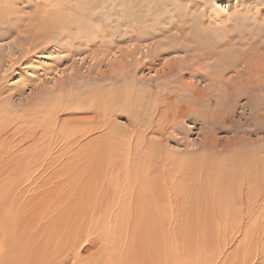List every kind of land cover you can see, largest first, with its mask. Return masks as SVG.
Returning <instances> with one entry per match:
<instances>
[{
    "label": "rangeland",
    "instance_id": "obj_1",
    "mask_svg": "<svg viewBox=\"0 0 264 264\" xmlns=\"http://www.w3.org/2000/svg\"><path fill=\"white\" fill-rule=\"evenodd\" d=\"M5 1L9 2V4L13 3L18 9V13H15V17H17L19 21L18 23L22 22L23 25L28 23L29 31H37V33L39 32L37 35L42 34L43 36L38 37L40 38V43L37 42L36 45H31V48L36 49L35 52H31V56L21 58L20 60L14 58L17 61L12 59L10 62H8V58L13 55L8 56V54H6L5 45L12 41V37L0 39V44L5 46L4 51L2 50V54L0 55L1 58H3L2 66L3 69L9 68V75L3 80V84L8 87V90L15 91L11 99L0 102V123L5 124L8 121H13L14 123L10 126V128H13L10 134L12 133V136L13 134L16 135L13 136V138L10 135L0 141V163L2 162L0 165V264H45L46 259L52 264V253L57 251L61 246L67 244L69 238L76 232L81 229L90 230L89 227L94 228L95 232L90 233L85 239H80L82 241H80L78 245L79 256L77 254L78 258L76 262L71 256H68V254L61 256L59 261H62L63 264H138V262H136L138 255L141 254L139 257L143 256L142 252L147 250L145 254L146 257L147 254L151 252L150 248L146 245H148L147 238H149L150 235L149 230H153L152 232H155L154 235L156 236H154V239H158L160 242L159 244H161L164 239L165 243L163 242L159 245V252H156V255H154L156 259L153 256V259L151 258L149 260L150 262H148L151 264L152 262H158L157 264H169V260H174L172 252L176 247H179V249H176L179 253L181 248V251H183L181 252L182 254L180 253L181 256L179 255V257L185 258L184 260L189 258L193 261L192 263L197 261L199 264H264V232H262L264 231V227L261 228L264 221L261 222V220H257L256 225L252 224L253 226L250 225V227H247L249 224H247L246 221L248 220V222H251L253 218L249 219L247 216L239 217L236 215L234 217L233 215L229 216L226 214L220 215L219 212H215L211 210V207H208V205H211L208 202H206L208 205L205 204V206L209 208L207 211L196 208L191 210L192 208L188 205V202H181V213L176 212L172 217L176 220L174 230L177 231L173 230L176 234L172 231V227H167L168 219H162L166 218L165 215L159 213L153 214L156 217L151 216V209H155L152 203L148 205L150 211L148 212L145 210L146 208H144L143 214H136L138 212L136 210V212L133 210V212L129 214L126 210L125 213H122L123 216L121 214L120 217L119 214L115 215L117 209H110V206L108 208L105 206L107 203H110V201L105 198L106 194L101 189L102 186H107L108 181L106 182V179L110 180L112 175L109 170L110 166L104 163L108 155L104 149L102 151V147L100 148L101 151L96 150L99 147L96 145H98V141H100L98 139L100 138L99 136H101L100 132L104 129H102V127L99 129L96 128L94 133L90 132L88 136L77 138L82 131L87 133L89 132V128H91L90 126H96L99 122L103 121V108L107 106L106 102H112L108 100V98L113 97V94L116 92L114 91L115 89L120 88L123 92L126 88L129 94H133L131 99L135 98L137 92L140 94L142 90L143 93L146 92L144 93L145 95L149 93L152 98L151 94H153L154 89L158 88V86L160 87L157 90L162 92L166 90L164 94H171L172 92L173 98L178 104L186 108H199L201 111L190 112L186 115L184 114L185 117L183 115L179 117L181 121H178V129L173 133L177 135L178 142H169L168 146L170 149L178 148L181 150L184 139L186 143L189 142L188 146L190 149L198 151L197 143L200 142L203 135H212L210 136L212 137L211 139L218 141L230 138L232 132L241 135L242 130L246 129L245 127L247 124V119L245 120L243 115L249 118V112L256 113L255 111L260 112L261 110L260 113H264V0ZM26 6L30 8L28 9ZM41 7L46 13H42V15L44 14L46 17H43V23L37 19L40 17L37 14V10L41 9ZM57 19L64 22L63 27L52 26L49 29L50 25H48L49 27L46 26L49 22H54V20L56 21ZM202 39H205V42ZM47 41H49V43ZM42 42H44V44H42ZM146 48L149 50L152 49L151 53H147ZM16 50L17 52L14 53L15 56L18 55L19 49L16 48ZM193 52L196 53L195 55H201L202 59L199 60L198 64L195 63L196 57L192 58L191 56ZM235 59L236 65H232ZM168 63L173 64V66H171L173 71L163 77L162 73H164V71L161 69L168 66ZM17 64L19 66L18 68L16 66ZM177 67H181L180 70L176 71L175 69ZM220 68H224V70L227 69L225 70L226 73L224 70H220ZM117 75L122 77L119 78ZM73 76H75V79L72 78ZM211 76H213V78L216 76L217 78L213 80ZM115 77L119 79L115 80ZM132 78L134 80H132ZM255 78L256 81H253ZM181 81L187 86L182 84ZM245 82L248 83L245 84ZM19 83L21 85H19ZM146 83H148V85ZM16 84L17 86L15 87ZM138 84L141 87L144 86V89L141 87L138 88ZM12 86L17 89L20 88L17 90L13 89ZM162 86L164 89H162ZM70 89L73 92H71ZM137 89L138 91H136ZM192 89L198 91L202 90L205 93L199 98V96L193 95ZM67 91H69V93ZM83 91L87 93H83ZM33 93L37 98L32 96ZM66 93H68V95ZM244 93L248 96L249 94H253V96H251V102H248L246 108L243 109L247 96L243 95ZM116 97L118 99V96ZM43 98L46 99V101ZM88 98L95 100L93 106L96 109L93 110V108L87 107L86 99ZM117 101L119 102V106L115 107L117 108V114L113 119V124L119 130L124 131L128 123L126 113L123 110L125 106L124 102L121 103V99ZM3 102L5 103V107ZM39 102L41 103V106H39L40 108L37 105L40 104ZM45 102L48 103L46 106ZM131 104L132 100L128 101L127 105ZM33 107L35 109H33ZM73 107H75V109ZM43 110L46 112L44 114H48L47 111L49 110L53 114V117L48 114L45 118L44 114H42ZM12 113L17 114H13V117ZM203 113L208 116L205 117L206 119H211L208 122V127L202 123L201 117H203ZM18 114L23 117L20 118ZM26 114L29 116V119ZM39 114H41V120L37 119L39 118L38 116H40ZM231 114L233 127L237 129L233 131L226 130L225 128L219 129V123L216 124L219 122V118L224 119L225 116ZM30 115L33 116L31 117ZM35 115L38 116L33 119ZM94 115H96V118ZM219 115L221 117H219ZM14 118L16 120H14ZM43 118L47 122L46 124ZM64 118L66 120L62 122ZM36 119V123H38L39 120L38 125L36 124L37 126L32 122ZM49 119H52V121H49ZM56 121L60 122V124L58 122L56 124ZM214 121L215 124L212 123ZM66 122H68V124ZM50 123L53 124L50 126ZM72 123H74V125ZM47 124L50 128L48 130L46 127ZM209 130L210 132H207ZM61 131H65L64 135L66 134L67 136H63V132ZM34 132H36L37 135L35 137L33 134ZM25 133L26 135L23 136ZM59 133L62 135H59ZM17 135H21V137L19 138ZM40 136L43 138H40ZM59 136L62 138H58ZM17 137L20 140L17 139ZM36 137H39V140H37ZM75 137L78 139L76 144L80 146L68 142V140L73 141ZM44 138H47V140ZM53 139L55 142H53ZM50 140L52 143H50ZM56 140H58V142ZM260 140L259 137L256 142L255 135L253 134L252 141L254 145L252 144L253 146H250L246 144V141H242V143L238 145L240 148L239 150L255 155L253 150L259 146ZM67 142L69 145H66ZM61 145L63 148L67 147V149H60L62 147ZM56 147H58L57 150ZM41 149L43 150L42 153ZM54 151H57V153ZM43 153L45 154V158L43 157ZM46 154L49 155L46 156ZM35 157H38V160ZM30 158L34 159H31V161L29 160ZM42 159L45 162H43ZM10 161H14L13 163L16 162L17 164H12ZM34 161L40 162L37 163L39 165L33 164ZM22 162L25 165L22 164ZM26 163L30 165H26ZM98 166L99 168H96ZM96 169L97 172L95 174L97 179L95 180L94 174L91 171ZM14 185H16V187ZM27 186L28 188L25 190ZM76 191L81 194L76 193ZM101 193H104L102 198H100ZM24 196L27 197L24 198ZM115 196L116 199L119 193L117 192ZM195 200L197 201L196 198ZM145 201L144 204H147V199ZM197 202L196 205H201L200 201L198 204ZM148 203L150 204V202ZM129 204V201H127L126 208L129 207ZM183 205H186V208H183ZM98 207L100 208L97 211ZM121 208L124 209L125 206ZM195 211H197L198 215H196ZM199 213L201 216H199ZM208 213L210 217L207 216L209 215ZM139 215L142 220L139 219ZM149 215L152 219H150ZM245 217H247L246 220ZM237 218L239 220H237ZM241 218L243 219L241 220ZM85 220H91L88 226L83 225ZM147 220L151 221L148 223L153 224H148L146 222L147 225H145L146 223L144 224V222ZM139 221H142L143 224ZM158 222L160 223L158 224ZM196 223H200L199 226ZM195 224L197 226H195ZM115 225L117 228H115ZM150 225H153V227ZM257 225H259V227ZM157 227H160V229ZM242 227L245 229L249 228L247 231L245 230L247 233V237L245 236L246 238L241 233ZM86 233L87 232H85V235ZM26 234L28 235V247L22 243V238H24ZM172 234L173 236L171 238ZM168 236L169 239L171 238L170 242ZM178 238L180 241L177 240ZM181 238L183 239L181 240ZM173 239H175V241ZM173 241L177 242L176 246ZM166 242L169 243L168 248H170V252L167 251V248L164 249L162 247ZM155 248L156 247H154V249ZM200 252H204L201 253L203 257L200 255ZM168 254L169 256H167ZM184 254L186 257H184ZM187 255L189 257H187ZM190 255L193 256V258L190 257ZM198 255H200V257ZM158 257L159 259H157ZM141 258H144V256ZM166 260L168 262H166ZM175 264L177 263L175 262Z\"/></svg>",
    "mask_w": 264,
    "mask_h": 264
},
{
    "label": "bare ground",
    "instance_id": "obj_2",
    "mask_svg": "<svg viewBox=\"0 0 264 264\" xmlns=\"http://www.w3.org/2000/svg\"><path fill=\"white\" fill-rule=\"evenodd\" d=\"M20 1V0H19ZM38 1V0H36ZM41 1V0H40ZM43 2V1H41ZM38 3V2H36ZM35 3V4H36ZM36 6V5H35ZM40 6V5H39ZM22 7V6H20ZM27 7V6H26ZM28 9L30 7H27ZM39 8V7H38ZM44 8V7H43ZM55 8V7H54ZM60 9V8H59ZM58 9V10H59ZM18 13V9L15 7V5H13V3L9 4V2L5 1V0H0V39H8L10 37H12V41L8 42L5 49V46L0 44V55L2 54V50L7 52L6 54L9 55H13V56H9L8 58V62H10V60L12 61V59L17 58V60H20L21 58L24 57H29L31 56V52L32 51H36V49L31 48V45H36L37 42H41L39 41L40 38H38L39 36H43L42 34H39V32L37 33V31H29V27H28V23L24 24L18 23L19 21L17 20L18 18L15 17V13ZM27 12V11H26ZM29 12V11H28ZM31 13V11H30ZM42 13H45V10L43 11L42 7L41 9L37 10V14L40 16L38 17V21H42L44 14L42 15ZM46 14V13H45ZM19 15V14H18ZM256 15V14H255ZM194 16V15H193ZM258 16V15H257ZM21 17V16H20ZM56 17V16H55ZM46 18V17H45ZM48 18V15H47ZM58 18V17H57ZM69 18V17H68ZM167 18V17H166ZM13 19V20H12ZM50 19V18H49ZM61 19V18H60ZM60 19H57L56 21L54 20L49 22L47 25L43 24V25H50L49 29L52 26H59V27H63L64 22L61 21ZM174 19V18H173ZM211 19V18H210ZM63 20V19H62ZM17 21V22H16ZM221 22V21H220ZM32 23V22H31ZM39 23V22H38ZM37 23V24H38ZM43 23V21L41 22ZM264 23V22H263ZM40 25V24H38ZM42 26V25H41ZM21 27V28H20ZM47 27V28H48ZM32 28V27H30ZM34 28V27H33ZM156 28V27H155ZM35 29V28H34ZM42 29V27H41ZM64 29V28H63ZM46 30V29H45ZM53 30V29H52ZM56 30V28H55ZM29 31V32H28ZM49 31V30H48ZM60 31V30H59ZM58 31V32H59ZM228 31V30H227ZM231 31V30H230ZM45 32V31H44ZM54 32V31H53ZM61 33V32H60ZM59 33V34H60ZM48 34V33H47ZM56 34V33H54ZM229 34V33H227ZM53 35V34H52ZM51 35V36H52ZM58 35V34H57ZM60 36V35H59ZM152 36V34H151ZM203 36V34H202ZM49 37V36H47ZM53 37V36H52ZM57 37V36H56ZM55 37V38H56ZM201 37V36H200ZM46 38V37H45ZM44 39V38H43ZM54 39V38H53ZM207 39V38H205ZM204 39V40H205ZM223 39V38H222ZM146 40V39H145ZM203 40V39H202ZM203 40V41H204ZM209 40V39H208ZM225 40V39H224ZM53 41V40H52ZM49 43V41H47ZM174 42V41H173ZM205 42V41H204ZM232 42V41H231ZM262 42V41H261ZM42 44H44V42H42ZM96 44V43H95ZM51 45V44H50ZM53 45V43H52ZM151 45V44H150ZM176 45V44H175ZM231 45V44H230ZM40 46V45H39ZM145 46V45H144ZM169 46V45H168ZM172 46V45H171ZM228 46V45H227ZM235 46V45H234ZM38 47V46H37ZM49 47V46H48ZM96 47V45H95ZM187 47V46H186ZM190 47V46H189ZM226 47V46H225ZM16 48H18V55L15 56V52H17ZM40 48V47H38ZM46 48V47H45ZM44 48V49H45ZM177 48V46H176ZM53 49V48H52ZM129 49V48H128ZM140 49V48H139ZM186 49V48H185ZM43 50V49H42ZM41 50V52H42ZM97 50V49H96ZM147 53H151L152 49H148L146 48ZM158 50V49H157ZM40 51V50H38ZM49 51V50H48ZM64 51V50H63ZM68 51V50H65ZM162 51V50H160ZM186 51V50H185ZM199 51V50H198ZM33 52V53H34ZM53 52V51H52ZM55 52V51H54ZM59 52V51H58ZM45 53V52H44ZM57 53V52H56ZM61 53H65V52H61ZM163 53V52H162ZM189 53V52H188ZM194 53V52H193ZM191 54L192 58H195V63H199V60L202 59L201 55H195ZM36 54V53H35ZM67 54V52H66ZM132 54V53H131ZM169 54V53H168ZM202 54V53H201ZM259 54V53H258ZM38 55V54H37ZM51 55V54H50ZM55 55V54H54ZM249 55V54H248ZM251 55V54H250ZM15 56V57H14ZM34 56V55H33ZM63 56V55H62ZM61 56V57H62ZM204 56V55H203ZM35 57V56H34ZM58 57V56H57ZM128 57V56H127ZM251 57V56H250ZM260 57V56H259ZM125 58V57H124ZM130 58V57H129ZM239 58V57H238ZM3 58H1L0 56V102H2L3 100H7V99H11V97L13 96V94H15V91H10V89L8 90V87H6V85L4 86L3 84V80L8 77L9 75V68H4L3 69ZM29 59V58H28ZM148 59V58H147ZM232 59V58H231ZM240 59V58H239ZM15 60V59H14ZM15 60V61H17ZM23 60V59H22ZM26 60V58H25ZM54 60V59H53ZM60 60V59H59ZM137 60V59H136ZM166 60V59H165ZM204 60V59H203ZM202 60V61H203ZM207 60V59H206ZM29 61V60H28ZM231 61V60H230ZM239 61V60H238ZM19 62V61H18ZM190 62V61H189ZM210 62V61H209ZM13 63V62H11ZM17 63V62H15ZM23 63V61H22ZM183 63V62H182ZM202 63V62H200ZM211 63V62H210ZM7 64V63H6ZM196 64V65H197ZM206 64V63H204ZM230 64V62H229ZM13 65V64H12ZM20 65V63H19ZM22 65V64H21ZM167 65V64H165ZM164 65V66H165ZM175 65V62H174ZM182 65V64H181ZM210 65V64H209ZM232 65H236V59L235 61L232 63ZM17 68L19 67L18 64L16 65ZM13 66V67H16ZM23 66V65H22ZM124 66V65H123ZM162 66V65H161ZM171 66H173V64H169L168 66H166L165 68H162L161 70L164 71V73H162V76L164 77V75H168L172 70ZM194 66V65H193ZM213 66V65H212ZM226 66V65H225ZM10 67V66H9ZM188 67V66H187ZM192 67V66H191ZM215 67V66H214ZM217 67V66H216ZM181 67H177L175 70L178 71L180 70ZM183 68V65H182ZM185 68V66H184ZM203 68V67H201ZM209 68V67H208ZM225 68V67H224ZM224 68H220V70H224ZM235 68V66H234ZM233 68V69H234ZM243 68V67H242ZM13 69V68H11ZM199 69V68H198ZM215 69V68H214ZM245 69V68H244ZM247 69V68H246ZM133 70V69H132ZM201 70V69H200ZM216 70V69H215ZM227 70V69H225ZM224 70V72H225ZM241 70V69H239ZM11 71V70H10ZM17 71V70H16ZM202 71V70H201ZM209 71V70H208ZM12 72V71H11ZM18 72V71H17ZM242 72V71H241ZM245 72V71H244ZM204 73V72H203ZM226 73V72H225ZM236 73V72H235ZM247 73V72H246ZM251 73V72H250ZM159 74V73H158ZM161 74V73H160ZM177 74V73H176ZM179 74V73H178ZM248 74V73H247ZM74 75V74H73ZM171 75V74H170ZM203 75V74H202ZM219 75V74H218ZM225 75V74H224ZM235 75V74H234ZM119 78L122 77L120 75H117ZM159 76V75H158ZM178 76V75H177ZM184 76V75H183ZM199 76V75H198ZM209 76V75H208ZM217 76V73H216ZM215 76V78H213V76H211V79H216L217 77ZM247 76V75H246ZM245 76V77H246ZM249 76V75H248ZM75 76H73L72 78H74ZM118 77H115V80L119 79ZM219 77V76H218ZM233 77V76H232ZM242 77V76H241ZM260 77V76H259ZM78 78V77H77ZM131 78V76H130ZM136 78V77H135ZM155 78V77H154ZM153 78V79H154ZM224 78V77H223ZM222 78V79H223ZM238 78V76H237ZM240 78V77H239ZM243 78V77H242ZM75 79V78H74ZM157 79V78H155ZM154 79V80H155ZM159 79V77H158ZM183 79V78H182ZM185 79V78H184ZM132 80H134L132 78ZM209 80V79H208ZM212 80V81H213ZM253 80V79H252ZM260 80V78H259ZM22 81V80H21ZM156 81V80H155ZM211 81V80H210ZM230 81V80H228ZM232 81V80H231ZM246 81V80H245ZM256 81V78L255 80ZM258 81V79H257ZM71 82V81H70ZM129 82V81H128ZM131 82V81H130ZM176 82V81H175ZM182 82V81H181ZM184 82V80H183ZM184 85H186L185 83H183ZM216 82V81H215ZM261 82V81H260ZM5 83V82H4ZM21 83V82H20ZM19 83V85H21ZM23 83V82H22ZM133 83V82H132ZM189 83V82H188ZM211 84H214L212 82H210ZM228 83V82H227ZM230 83V82H229ZM234 83V82H233ZM248 82H245V84ZM250 83V82H249ZM25 84V83H24ZM27 84V82H26ZM137 84V83H136ZM148 85V83H146ZM171 84V83H170ZM174 84V83H173ZM252 84V83H251ZM250 84V85H251ZM258 84V83H257ZM9 85V84H8ZM11 85V84H10ZM14 85V84H13ZM72 85V83H71ZM79 85V84H78ZM139 85V84H138ZM137 85V87H138ZM145 85V83H144ZM158 85V84H157ZM163 85V84H162ZM179 85V84H178ZM216 85V84H214ZM229 85V84H227ZM253 85V84H252ZM17 86V84L15 85V87ZM187 86V85H186ZM208 86V85H207ZM226 86V85H225ZM240 86V85H239ZM13 87V86H12ZM13 87V89H17ZM126 87V86H125ZM141 86L139 85L138 88H140ZM144 87V86H143ZM141 87V88H143ZM157 87V86H155ZM160 86H158L159 88ZM203 87V86H202ZM242 87V86H241ZM245 87V86H243ZM249 87V86H248ZM259 87V86H258ZM20 88V87H19ZM18 88V89H19ZM45 88V87H44ZM72 88V87H71ZM76 88V87H75ZM83 88V87H82ZM151 88V87H150ZM158 88L154 89V92L152 95V98L150 97L149 93H147V95H145L144 93L146 92H140V94H138V92L135 94V98L131 99L133 96V94H129V92L127 91V89L125 88V90L122 92V90L119 89H115L114 91H116L113 94V97L108 98V100H111V103H107V106H105L103 108V121L99 122L98 125L96 126H90L91 128H89V132H85L82 131L80 136H77V138L80 137H85L88 136V134L90 132L94 133V130L99 129L102 127V130L100 132L101 136H99L100 138H98L100 141H98V145L99 146L96 150L99 151L100 148L104 149V151L107 153L108 156H106L107 158L105 159L104 163H107L108 166H110V174L111 178L110 180L106 179L107 182V186L104 185L101 187V189L105 192L106 197L110 203H105L106 207L108 208L110 206V209H117V214H119V217L122 215L123 216V212L125 213L126 210L129 214H131L133 212V210L138 211L136 214H141L143 212V209L146 208L145 210H147L148 212L150 211V208H148V205H154L155 209H151L150 213L151 216H154L153 214H159L161 213V215H165L166 218H162L164 219H168L167 222V227H172V231L174 230V225L176 224V220L173 219L172 217L175 215L174 213L179 212L181 213L182 211V206H181V202H188V205L191 206V210H193V208L199 209V210H204L207 211L209 210V208H207L205 206L206 202H208L209 204H211L210 206L208 204V207H211V210L215 211V212H219V214H226V215H233L235 217L239 216V217H244L247 216L249 219L253 218V220L251 222H248V220L246 221L247 224L250 225L257 223V220H261L264 221V113H260L259 111H255L256 113L253 112H247L249 114V118L243 115V118L246 120L247 119V124H246V129H243L241 132V135H237L235 134V132H232L230 138L228 139H223L221 141L218 140H213L211 139L212 135H203L202 139L200 140L199 143H197V148L199 149L198 151L195 149H190L189 142L186 143L183 139L182 142V149H170L168 146L169 142H178V138L176 134H173L174 131H177L176 129H178V125L180 120V116H184V114H188V113H192V112H196V111H200L199 108L195 109L193 107H184L180 104H178L177 102H175V99L173 98V94L171 92V94L169 93H165L167 95L164 94V92L157 90ZM260 88V87H259ZM17 89V90H18ZM22 89V88H21ZM20 89V90H21ZM80 89V88H79ZM144 89V88H143ZM149 89V86H148ZM152 89V88H151ZM150 89V90H151ZM162 89L163 86H162ZM166 89V87H165ZM179 89V88H178ZM232 89V88H231ZM235 89V88H234ZM245 89V88H244ZM248 89V88H246ZM37 90V89H36ZM71 90V89H70ZM156 90V91H155ZM193 90V89H192ZM238 90V89H237ZM7 91V92H6ZM34 91V90H33ZM77 91V90H76ZM132 91V90H131ZM138 91V89L136 90ZM189 91V90H187ZM226 91V90H225ZM51 92V91H50ZM69 93V91H67ZM71 92H73L71 90ZM82 92V90H81ZM86 92V91H85ZM83 91V93H85ZM133 92V91H132ZM135 92V91H134ZM150 92V91H149ZM236 92V91H235ZM255 92V91H254ZM35 93V92H34ZM33 93L32 96H35V94ZM68 93H66L68 95ZM87 93V92H86ZM152 93V92H151ZM205 92L204 91H198V90H193V95H197L199 96V98L201 96H203ZM230 93V92H228ZM239 93V92H238ZM237 93V94H238ZM65 94V95H66ZM182 94V93H181ZM225 94V93H224ZM223 94V95H224ZM37 95V94H36ZM47 95V94H46ZM50 95V94H48ZM189 95V94H188ZM226 95V94H225ZM243 95H247V94H243ZM4 96V97H2ZM16 96V95H15ZM44 96V95H43ZM51 96V95H50ZM121 99V103L124 102V111L126 113L127 116V125L123 130H119L117 127L114 126L113 124V119L116 117L117 114V106L118 105V99ZM149 96V97H148ZM154 96V97H153ZM185 96V95H184ZM248 96V95H247ZM246 96V103L245 106L243 107L246 108V106L248 105V102H251V99L253 96V94H249V96ZM256 96V95H255ZM36 97V96H35ZM45 97V96H44ZM90 97V96H88ZM226 97V96H225ZM224 97V98H225ZM236 97V96H235ZM238 97V95H237ZM236 97V98H237ZM29 98V97H28ZM37 98V97H36ZM41 98V97H40ZM39 98V99H40ZM64 98V96H63ZM152 100H151V99ZM187 98V97H186ZM228 98V97H227ZM234 98V97H233ZM44 99V98H43ZM42 99V100H43ZM62 99V98H61ZM130 99V100H128ZM226 99V98H225ZM24 100V99H23ZM27 100V99H26ZM37 100V99H36ZM46 101V99H44ZM132 100V104L131 105H127L128 101ZM186 100V99H185ZM189 100V99H187ZM21 101V100H20ZM40 101V100H39ZM55 101V100H54ZM87 101V107L88 108H93L96 109L93 105V103H95V100H93L92 98H88L86 99ZM181 101V100H180ZM12 102V101H11ZM18 102V101H17ZM28 102V101H27ZM34 102V100H33ZM36 102V101H35ZM61 102V101H60ZM59 102V105H60ZM186 102V101H185ZM192 102V101H191ZM24 103V102H23ZM40 103V102H39ZM46 103V104H45ZM42 103L45 104V106L48 104L47 102ZM120 103V104H121ZM187 103V102H186ZM1 104V103H0ZM5 103L3 102V105ZM12 104V103H11ZM22 104V103H21ZM27 104V103H26ZM130 104V103H129ZM38 107L41 106L40 104H37ZM58 105V108H59ZM72 105V104H71ZM186 105V104H185ZM203 105V104H202ZM11 106V105H10ZM44 107V105H42ZM189 106V105H188ZM5 107V105H4ZM20 107V106H19ZM206 107V106H205ZM234 107V106H233ZM232 107V108H233ZM242 107V106H241ZM249 107V106H248ZM12 108V107H11ZM26 108V107H25ZM40 108V107H39ZM46 108V107H44ZM42 108V109H44ZM75 109V107H73ZM231 108V107H230ZM252 108V107H251ZM16 109V108H15ZM20 109V108H19ZM22 109V108H21ZM32 109V108H30ZM33 109H35L33 107ZM37 109V108H36ZM41 109V110H42ZM66 109V108H65ZM202 109V108H201ZM207 109V108H206ZM12 110V109H11ZM40 110V109H39ZM45 110V109H44ZM44 110L42 111L44 113ZM60 110V108H59ZM58 110V111H59ZM64 110V109H63ZM209 110V109H208ZM229 110V108H228ZM3 111V109H2ZM15 111V110H13ZM27 111V110H26ZM38 111V110H37ZM46 111V110H45ZM49 111V110H48ZM47 113L49 115L53 114L49 111ZM96 111V110H95ZM251 111V110H250ZM253 111V110H252ZM25 112V111H24ZM34 112V111H32ZM29 112V113H32ZM61 112V111H60ZM201 112V111H200ZM206 112V110H205ZM37 113V112H36ZM55 113V112H53ZM100 113V112H99ZM232 113V112H231ZM5 114V113H4ZM11 114V113H10ZM13 114H17V113H12ZM48 114H44L45 118L47 117L46 115ZM75 114V113H74ZM87 114V112H86ZM101 114V113H100ZM209 114V113H208ZM253 114V115H252ZM3 115V114H2ZM11 115V116H12ZM19 115V114H18ZM35 115L33 117V119L37 118V116L40 119L41 114ZM62 115V114H61ZM211 115V114H210ZM234 115V112H233ZM8 116V115H7ZM10 116V115H9ZM20 118L21 115H19ZM26 116L29 119V116L26 114ZM31 117L33 115H30ZM57 116V115H56ZM55 116V117H56ZM96 115H94L95 117ZM106 116V118H105ZM232 114L231 115H227L225 116L224 119L219 118V122H217L216 124L219 123V129L221 128H225L226 130H236L233 127V122H232ZM14 117V115H13ZM30 117V118H31ZM43 117V116H42ZM185 117V116H184ZM191 117V116H190ZM196 117V116H195ZM200 117V116H199ZM205 117H208L206 114L203 113V117H201L202 123L203 125L207 126L209 125L208 122L211 119H206ZM219 117H221L219 115ZM8 118V117H7ZM16 118V117H15ZM14 118V120H16ZM51 118V116H50ZM59 118V117H58ZM96 118V117H95ZM183 118V117H182ZM223 118V117H222ZM9 119V118H8ZM32 119V118H31ZM37 119L32 121L34 123L35 126L38 125ZM53 119V118H52ZM52 119H49V121H52ZM60 119V118H59ZM58 119V120H59ZM82 119V118H81ZM193 119V118H192ZM197 119V118H196ZM5 120V118H4ZM19 120V119H18ZM44 120V118H43ZM62 120V119H61ZM66 119L64 118L63 121H65ZM77 120V119H76ZM75 120V121H76ZM91 120V119H90ZM89 120V121H90ZM199 120V119H198ZM243 120V119H242ZM7 121V120H6ZM36 121V122H35ZM45 121V120H44ZM70 121V120H69ZM78 121V120H77ZM93 121V120H92ZM179 121V122H178ZM217 121V120H216ZM237 121V120H236ZM58 121H56L57 124ZM98 122V121H97ZM13 121H8L7 123L3 124L0 123V141L5 139L6 137L10 136V132H12L13 128H10L11 124H13ZM44 123V122H43ZM47 122L45 121V124ZM60 124V122H58ZM68 124V122H66ZM65 123V124H66ZM70 123V122H69ZM76 123V122H74ZM74 123H72L74 125ZM78 123V122H77ZM213 124H215V121L212 122ZM239 123V121H238ZM37 124V125H36ZM49 124V123H48ZM47 124V130L50 129L48 127ZM53 124V123H52ZM50 123V126L52 125ZM71 124V123H70ZM32 125V124H31ZM81 125V123H80ZM79 125V126H80ZM85 125V124H84ZM239 125V124H238ZM15 126V125H14ZM17 126V125H16ZM41 126V124H40ZM45 126V125H42ZM57 126V125H55ZM64 126V125H63ZM67 126V125H66ZM72 126V125H71ZM77 126V125H76ZM75 126V127H76ZM78 126V127H79ZM98 126V127H97ZM39 127V126H38ZM53 127V126H52ZM65 127V126H64ZM62 127V128H64ZM73 127V126H72ZM119 127V126H118ZM177 127V128H176ZM208 127V126H207ZM211 127V126H210ZM18 128V127H17ZM31 128V127H29ZM34 128V127H33ZM55 128V127H54ZM60 128V127H59ZM123 128V127H121ZM202 128V127H201ZM212 128V127H211ZM65 129V128H64ZM79 129V128H78ZM191 129V128H190ZM217 129V128H216ZM20 130V128H19ZM43 130V129H41ZM61 130V128H60ZM66 130V129H65ZM87 130V129H86ZM202 130V129H201ZM35 131V130H34ZM37 131V130H36ZM51 131V130H49ZM53 131V130H52ZM191 131V130H190ZM213 131V129H212ZM18 132V131H17ZM23 132V131H22ZM26 132V130H25ZM55 132V130H54ZM59 132V131H58ZM63 132V131H61ZM65 132V131H64ZM63 132V136L64 135ZM71 132V131H69ZM179 132V130H178ZM207 132H210L207 131ZM240 132V131H239ZM34 137L37 136L36 132L33 133ZM58 134V133H57ZM56 134V135H57ZM61 133H59L60 135ZM255 135V141L257 142V139L260 137V141H259V146H257V148H255L253 151L255 152V155L251 154V153H247V152H243L242 150H239V144L242 143V141H246V144H249L250 146L254 143L252 141V135ZM26 133L23 135L25 136ZM62 135V134H61ZM12 136V135H11ZM13 136H16L13 134ZM12 136V138H13ZM19 136V138L21 137V135H17ZM30 136V135H29ZM39 136V135H38ZM54 136V135H53ZM67 136V135H66ZM31 137V136H30ZM42 136H40L41 138ZM47 137V136H46ZM50 137V136H48ZM70 137V136H69ZM263 137V138H262ZM11 138V139H12ZM17 137V139H19ZM39 137H36L37 140ZM43 138V137H42ZM57 138V137H55ZM58 138H62L61 136H59ZM66 138V137H65ZM71 138V137H70ZM68 138V139H70ZM75 137V139L72 140H68V142L77 143V139ZM91 138V137H90ZM182 138V137H181ZM9 139V138H8ZM25 139V138H24ZM33 139V138H32ZM45 139V138H44ZM67 139V138H66ZM65 139V140H66ZM86 139V138H84ZM83 139V140H84ZM89 139V138H88ZM92 139V138H91ZM97 139V140H98ZM20 140V139H19ZM23 140V139H22ZM47 140V138L45 139ZM44 140V141H45ZM54 140V139H53ZM64 140V139H63ZM13 141V140H12ZM41 141V140H40ZM51 141V140H50ZM58 142V140H56ZM88 141V140H87ZM28 142V141H27ZM55 142V140L53 141ZM63 142V141H62ZM68 142L66 143V145L68 144ZM15 143V142H14ZM33 143V142H32ZM43 143V142H42ZM49 143V141H48ZM52 143V141L50 142ZM60 143V142H59ZM65 143V142H64ZM36 144V142H35ZM23 145V144H22ZM38 145V144H37ZM49 145V144H48ZM47 145V147H48ZM52 145V144H51ZM55 145V144H53ZM63 145V144H62ZM61 145V146H62ZM69 145V144H68ZM79 144H76V146ZM194 145V144H191ZM190 145V146H191ZM254 145V144H253ZM252 145V146H253ZM16 146V145H15ZM21 146V145H20ZM60 146V147H61ZM71 146V145H70ZM74 146V145H73ZM75 146V147H76ZM80 146V145H79ZM78 146V147H79ZM243 146V145H242ZM18 147V146H17ZM39 147V146H38ZM46 147V148H47ZM189 147V148H188ZM50 148V146H49ZM58 147H56L57 150ZM70 148V147H69ZM74 148V147H73ZM81 148V147H80ZM192 148V147H191ZM3 149V148H2ZM60 149H67V147L63 146ZM89 149V148H88ZM46 151V150H45ZM44 151V152H45ZM51 151V150H50ZM69 151V150H68ZM73 151V150H72ZM70 151V152H72ZM91 151V150H90ZM101 151V150H100ZM40 152V151H39ZM43 152V150L41 149V153ZM49 152V150H48ZM52 152V151H51ZM55 152V151H54ZM53 152V154H54ZM66 152V151H65ZM75 152V151H73ZM88 152V151H87ZM92 152V151H91ZM57 153V151L55 152ZM80 153V152H79ZM95 153V152H94ZM93 153V154H94ZM103 153V152H102ZM65 154V153H64ZM68 154V153H67ZM78 154V151H77ZM81 154V153H80ZM79 154V155H80ZM89 154V153H88ZM87 154V155H88ZM105 154V153H104ZM5 155V154H4ZM44 153H43V157H44ZM49 154H46V156H48ZM52 155V154H51ZM118 155V157H117ZM8 156V154H7ZM76 156V155H75ZM78 156V155H77ZM101 156V155H100ZM9 157V156H8ZM104 157V156H103ZM11 158V157H10ZM17 158V157H16ZM36 158V157H35ZM38 158V157H37ZM36 158V159H37ZM45 158V157H44ZM50 158V157H49ZM86 158V157H85ZM89 158V156H88ZM9 159V158H8ZM34 159V158H30L29 160ZM21 160V159H19ZM18 160V161H19ZM38 160V159H37ZM41 160V159H40ZM43 160V159H42ZM51 160V159H48ZM57 160V159H56ZM63 160V159H62ZM15 161V160H14ZM13 161V162H14ZM32 161V160H31ZM6 162V160H5ZM11 162V161H10ZM11 162L12 164H15ZM34 161L33 164L39 165L37 163L40 162H36ZM43 162H45L43 160ZM63 162V161H62ZM101 162V161H100ZM2 163V162H1ZM0 163V165H1ZM7 163V162H6ZM78 163V162H76ZM98 163V162H97ZM17 164V163H16ZM21 164V163H20ZM18 164V165H20ZM22 164H24L22 162ZM45 164V163H44ZM60 164V163H59ZM62 164V163H61ZM72 164V163H71ZM7 165V164H6ZM10 165V164H9ZM25 165V164H24ZM26 165H30L27 164ZM32 165V162H31ZM47 165V164H46ZM50 165V164H49ZM93 165V164H92ZM95 165V164H94ZM97 165V164H96ZM106 165V166H107ZM96 168H99L96 167ZM100 171V170H99ZM98 171V172H99ZM94 174L95 180L97 179L96 176V170L91 171ZM134 172V173H133ZM102 178V177H101ZM24 183V182H22ZM29 184V183H28ZM58 184V183H57ZM24 185V184H23ZM27 185V184H26ZM16 187V185H14ZM19 188V187H18ZM28 188V186L25 188V190ZM16 189V188H15ZM24 190V189H23ZM25 192V191H23ZM69 192V191H68ZM119 193V196L115 199V194ZM76 193L81 194L80 192L76 191ZM85 195V194H84ZM104 196V193L100 194V198H102ZM18 197V196H17ZM27 197V196H26ZM24 196V198H26ZM103 198V199H105ZM199 200L201 205H196V200ZM78 199H83V198H78ZM147 199L148 202H150V204L147 202V204H144V201ZM127 201H129V207L126 208V204ZM198 201V202H199ZM104 202V200H103ZM126 202V203H125ZM146 202V201H145ZM197 202V204H198ZM104 204V203H102ZM180 205V206H179ZM187 205V206H188ZM113 206V207H112ZM125 206L124 209H122L121 207ZM186 206V205H185ZM183 205V208H186ZM101 207V206H100ZM97 208L98 209L100 208ZM122 209V210H120ZM101 210V209H100ZM153 210V211H152ZM130 211V212H129ZM135 211V212H136ZM145 211V212H147ZM198 211V210H197ZM196 212V215L197 214ZM110 212V211H109ZM184 212V209H183ZM182 212V213H183ZM194 212V213H195ZM204 213V212H203ZM121 214V215H120ZM134 214V213H133ZM132 214V216H133ZM143 214V213H142ZM145 214V213H144ZM200 214V213H199ZM209 214V213H208ZM128 215V214H127ZM148 215V214H147ZM146 215V218H147ZM195 215V214H194ZM185 216V215H184ZM188 216V215H186ZM201 216V214L199 215ZM198 216V217H199ZM210 217V214L207 215ZM204 216V217H207ZM118 217V216H117ZM118 217V218H119ZM129 217V216H128ZM127 217V218H128ZM138 217V216H137ZM139 219H141V216L139 215ZM150 217V215H149ZM156 217V216H154ZM196 217V216H195ZM247 217H245V220L247 219ZM116 218V216H115ZM197 218V217H196ZM201 218V217H200ZM259 218V219H258ZM78 219V218H77ZM123 219V218H122ZM126 219V218H125ZM132 219V218H131ZM129 219V220H131ZM150 219H152V217H150ZM156 219V218H155ZM159 219V218H158ZM180 219V218H179ZM204 219V218H203ZM217 219V218H216ZM243 218H241L242 220ZM128 220V219H127ZM138 220V219H136ZM135 220V221H136ZM162 220V221H163ZM189 220V219H188ZM232 220V219H231ZM237 220H239L237 218ZM255 220V221H254ZM81 221V220H79ZM91 220H85L84 221V226H88L90 224ZM109 221V220H108ZM134 221V218H133ZM161 221V220H160ZM183 222H185L184 220H182ZM193 221V220H191ZM202 221V218H201ZM254 221V222H253ZM142 223V221H139ZM151 222L150 220L145 221V223ZM179 222V221H177ZM182 222V223H183ZM189 222V221H188ZM187 222V223H188ZM196 222V221H195ZM233 222V220H232ZM134 223V222H133ZM147 223L145 225H147ZM160 222H158L159 224ZM165 223V222H164ZM186 223V222H185ZM191 223V222H190ZM198 223V221H197ZM196 223V224H197ZM109 224V223H108ZM114 224V223H113ZM137 224V223H136ZM148 224H153V223H148ZM155 225H158L156 223H154ZM162 224V222H161ZM160 224V226H161ZM193 224V223H192ZM191 224V227H192ZM195 226H199V224H197ZM237 224V223H236ZM241 224V223H240ZM120 225V223H119ZM154 225V226H155ZM246 225V224H245ZM151 226V225H150ZM188 226V225H187ZM227 226V225H226ZM253 226V225H252ZM259 227V225H257ZM114 227V225H113ZM121 227V225H120ZM153 227V225L151 226ZM163 227V224H162ZM165 227V228H167ZM180 227V226H179ZM229 227V226H228ZM235 227V226H234ZM239 227V225H238ZM241 227V226H240ZM264 227V222L261 225V228ZM90 230H84L81 229L78 232H76L71 238H69L67 244H65L64 246H61L57 251L52 253V264H63L62 261H59V258L61 256H64L66 254H68V256H71L75 262L77 257V254L79 256V249H78V245L80 243L81 238L85 239L87 236H89L90 233L95 232L94 228L89 227ZM115 228L116 225H115ZM149 228V227H148ZM160 229V227H157ZM127 229V228H126ZM162 229V228H161ZM190 229V228H189ZM195 229H200V228H195ZM249 228L245 229L242 227V235L245 237L246 236V231ZM259 229V228H258ZM148 230V229H147ZM156 230V229H155ZM163 230V229H162ZM187 230V229H185ZM236 230V228H235ZM240 230V229H239ZM246 230V231H245ZM153 231V230H152ZM149 230L150 235L149 238H147V244L146 246H148V248H150L151 252L147 254V256L145 257V254L147 252V250L143 251L142 254L144 256V258L139 257L140 255H138V259H136V262H138V264H151L148 263L150 262L149 260L156 255V252H159V245H161L164 242V239L162 241L161 244H159L160 242L158 241V239H154V233ZM157 231V230H156ZM164 231V230H163ZM177 231V230H174ZM173 231V232H174ZM194 231V230H193ZM197 231V230H196ZM251 231V230H250ZM85 232L86 235H85ZM189 232V231H188ZM192 232V231H191ZM264 232V231H262ZM148 233V232H147ZM167 233V232H166ZM175 233V232H174ZM173 233V234H174ZM181 233V232H180ZM239 233V232H238ZM162 234V233H160ZM173 234L171 235V238L173 236ZM176 234V233H175ZM170 235V234H169ZM183 235V234H181ZM186 235V233H185ZM202 235V234H201ZM263 235V234H262ZM175 236V235H174ZM179 236V235H178ZM184 236V235H183ZM242 236V237H243ZM153 237V238H152ZM156 237V236H155ZM185 237V236H184ZM183 237V238H184ZM192 237V236H191ZM243 237V238H244ZM247 237V236H246ZM245 237V238H246ZM161 238V237H160ZM166 238V237H165ZM170 238V239H171ZM174 238V237H173ZM177 238V236H176ZM181 238V240L183 239ZM198 238V237H197ZM201 238V237H200ZM98 239V238H97ZM169 239V236H168ZM169 239V242H170ZM186 239V238H184ZM189 239V238H188ZM28 235L26 234L24 236V238H22V243L23 245L28 247ZM156 240V241H155ZM175 241V239H173ZM179 240V238L177 239ZM176 240V241H177ZM187 240V239H186ZM200 240V239H199ZM173 241V242H174ZM180 241V240H179ZM194 241V240H193ZM198 241V239H197ZM172 242V244H173ZM182 242V241H181ZM185 242V241H184ZM165 243V242H164ZM175 246L177 245V242H174ZM180 243V242H179ZM181 244V243H180ZM150 245V246H149ZM169 243L166 242V244H163L162 247L164 249H168L167 251L170 252V248H168ZM189 245V244H188ZM173 246V245H172ZM173 246V247H175ZM154 247H156L154 249ZM184 247V246H183ZM189 247V246H187ZM186 248V245H185ZM146 249V247H145ZM174 249V248H173ZM176 249H179V247H176ZM176 249H174V251H176ZM184 249V248H183ZM182 248L180 249V253L183 252L181 251ZM186 250V249H185ZM189 250V249H187ZM172 252L173 255V261L169 260V262L166 260V262H168L169 264H175V262L177 264H199L197 261H195V263H192L193 261H191L189 258H187V260H184L183 257L180 258L179 255V251L177 250L176 252ZM195 251V250H194ZM166 252V251H165ZM189 252V251H188ZM196 252V251H195ZM187 253V252H186ZM198 253V252H197ZM204 252H200V255H202ZM170 254V253H169ZM169 254L167 256H169ZM182 254V253H181ZM166 255V254H165ZM185 255V254H184ZM189 255V253H188ZM187 255V257H189ZM200 255H198L200 257ZM160 256V255H159ZM181 256V255H180ZM197 256V257H198ZM186 257V255L184 256ZM190 257L193 258V256L190 255ZM198 257V258H199ZM154 258L156 259V257L154 256ZM163 258V257H162ZM153 259V258H152ZM154 259V260H155ZM159 259V257L157 258ZM161 259V257H160ZM81 260V259H80ZM194 260V259H193ZM183 261V262H182ZM191 261V262H190ZM157 262V261H156ZM161 262V261H160ZM158 263V262H157ZM155 262H152V264H157ZM203 263V262H202ZM45 264H50V262L46 259ZM201 264V263H200Z\"/></svg>",
    "mask_w": 264,
    "mask_h": 264
},
{
    "label": "snow or ice",
    "instance_id": "obj_3",
    "mask_svg": "<svg viewBox=\"0 0 264 264\" xmlns=\"http://www.w3.org/2000/svg\"><path fill=\"white\" fill-rule=\"evenodd\" d=\"M250 19V18H249Z\"/></svg>",
    "mask_w": 264,
    "mask_h": 264
}]
</instances>
